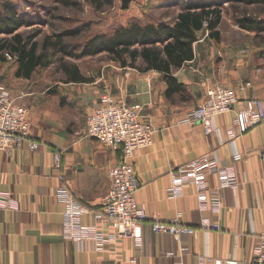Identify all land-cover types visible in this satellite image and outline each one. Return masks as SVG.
I'll return each mask as SVG.
<instances>
[{"label": "crops", "instance_id": "0c3cea01", "mask_svg": "<svg viewBox=\"0 0 264 264\" xmlns=\"http://www.w3.org/2000/svg\"><path fill=\"white\" fill-rule=\"evenodd\" d=\"M124 1L121 5L125 11L129 6ZM188 1L197 0H158L155 7L178 13L180 3ZM225 36L221 33L220 42L209 39L207 33L201 36L193 46V60L174 73L183 89L170 96L161 73H141L120 66V73L94 80L82 75L90 82L64 85L62 103L73 109L67 124L44 110L40 97L33 96L27 106L29 136L41 143L40 149L31 152L23 145L21 149L0 151V191L11 193L19 204L18 211L1 214V264H173L176 260L200 264L199 257L206 259L202 264H224L228 259L238 264L251 261L252 250L264 230V120L232 143L225 135L238 110L249 109L253 100L264 104V45L241 41V37L253 34L233 23ZM215 84L232 89L237 99L233 111L215 121L222 143L204 135L200 125L181 123L185 112L200 105ZM103 97L140 105L141 119L154 129L151 147L136 151L131 159L139 181L135 199L149 220L177 218L197 229L207 218L220 225L221 232L198 231L175 241L154 234L149 224H144L139 247L131 238L117 237L106 223L95 221L94 214L108 190L107 170L121 160L120 152L85 135L86 117ZM55 154L61 156L59 169L55 167ZM205 155L220 167L234 168L239 183L235 191L217 190L219 214L199 210L193 186H185L178 199L171 200L167 195L171 173ZM206 182L209 189H217L216 175H208ZM60 185L89 210L83 222L104 229L109 242L103 252H78L73 242L62 237L63 207L54 196ZM167 253L173 256L167 257Z\"/></svg>", "mask_w": 264, "mask_h": 264}, {"label": "built area", "instance_id": "2783aa9c", "mask_svg": "<svg viewBox=\"0 0 264 264\" xmlns=\"http://www.w3.org/2000/svg\"><path fill=\"white\" fill-rule=\"evenodd\" d=\"M250 87V84L246 85ZM237 99L234 91L220 84H215L206 91L203 102L195 108L185 112L182 124L200 125L204 135L215 137L222 143L220 130L215 121L218 117L233 111ZM140 105H127L122 99L114 100L103 97L98 105L85 120V135L99 142L105 148L120 152L121 160L107 170L108 190L101 199L100 208L94 214L97 222H104L119 237H128L135 241L137 246L142 243V226L149 224L154 234L167 235L175 241L183 236H193L198 231L221 232L218 224H213L203 218L198 228L188 227L175 218L167 222L149 220L145 209L138 205L135 193L139 181L131 164L134 153L138 150L151 147L154 129L149 122L141 119ZM264 120V104L261 101H251L249 109L238 110L231 120L226 131V140L234 142L245 134L252 126ZM29 112L21 97L12 96L0 85V151L21 149L23 145L31 152L37 151L41 143L30 139ZM236 155L235 157H237ZM61 156L55 154V167L60 168ZM216 175L218 187L215 190L208 188L206 178ZM171 185L167 189L169 199H178L183 195L185 186H193L200 211H210L219 214L221 205L217 197V190L239 188L237 177L232 167H220L209 155L193 161L176 172L171 173ZM60 178H62L60 176ZM56 201L62 205L61 232L62 237L73 242L78 252L101 253L109 242V237L102 227L87 225L83 222L90 212L80 205L66 188L60 185L54 193ZM19 204L11 193L0 191V220L4 211H18ZM182 250V249H181ZM172 257V253H167ZM206 259L198 258L202 264ZM2 253L0 252V264ZM173 264H183L176 260ZM224 264H238L228 259ZM247 264H264V230L259 236V242L252 250L251 261Z\"/></svg>", "mask_w": 264, "mask_h": 264}, {"label": "trees", "instance_id": "16d2710c", "mask_svg": "<svg viewBox=\"0 0 264 264\" xmlns=\"http://www.w3.org/2000/svg\"><path fill=\"white\" fill-rule=\"evenodd\" d=\"M63 8L82 11L79 1L54 0ZM92 9L101 12L110 8L114 0H87ZM224 5L232 10V23L240 30L252 33L247 38L257 39L264 35V20L246 9L258 7L264 10V0H202L180 3V11L169 21L132 19L126 26H119L109 33L95 34L80 47L67 44V39L77 38L88 32L87 25L75 29L56 32L45 37L39 51L36 35L23 37L18 33L22 27H31L33 19L20 16L12 3H4L0 11V60L5 54L16 60L15 79L28 81L39 70L50 66L48 52L59 53L63 58L75 60L104 54L121 68H131L145 73L155 71L164 76L167 95L182 90V85L174 77L187 62L194 58V44L207 33L215 42L222 40L220 27L224 22ZM55 8H53L54 10ZM51 28L55 25L50 24ZM244 38V37H243ZM241 39V38H240ZM243 41V40H241ZM60 69L67 77L66 83H88L75 64L61 61Z\"/></svg>", "mask_w": 264, "mask_h": 264}, {"label": "rangeland", "instance_id": "374dc122", "mask_svg": "<svg viewBox=\"0 0 264 264\" xmlns=\"http://www.w3.org/2000/svg\"><path fill=\"white\" fill-rule=\"evenodd\" d=\"M74 1L80 2L82 11L78 12L74 9L63 8L57 5L54 0H0V11H2L4 3H12L16 6L20 16L31 17L34 20L33 23L35 24L31 27L20 28L18 33L23 37L36 35L35 41L38 43L39 51L45 37L51 36L56 32L87 25L89 28L88 32L66 41L67 44L73 47H80L95 34L109 33L119 26H126L131 16H136L142 21L164 18L168 20V17H173L176 14V11L172 9L161 10L155 7L158 0H150L149 2H145V0H126L124 3H127L129 8L125 11L121 5L122 0H114L112 7L104 8L101 12L94 11L87 0ZM148 3L149 5L146 6ZM224 7V22L220 27V31L226 37L227 31L232 26L233 10L227 5H224ZM53 8L55 9L53 10ZM243 9L252 14L254 13L257 17L264 18V10L260 13L258 7ZM50 24L55 25V28H51ZM262 37L257 39L241 37V40L247 42L246 44L262 46L264 45V38ZM5 38L7 36H0V40ZM4 57L6 58L5 61L0 60V85L5 87L12 96L21 97V101L26 107L29 106L28 103L31 102L34 95L40 97L42 108L52 112L54 117L62 121L63 125L67 124L70 117H73V109L62 103L61 97L65 90L64 85L67 84V77L61 72V61L75 64L82 75L92 80L121 72L119 65L110 61L104 54L75 60L68 57L63 58L59 53L50 50L48 52L50 66L37 71L30 80L25 81L14 78L16 70L15 58L6 54ZM112 79H114L113 76Z\"/></svg>", "mask_w": 264, "mask_h": 264}]
</instances>
